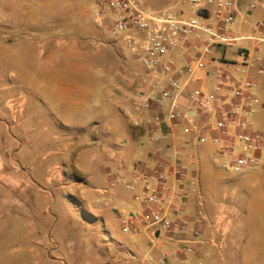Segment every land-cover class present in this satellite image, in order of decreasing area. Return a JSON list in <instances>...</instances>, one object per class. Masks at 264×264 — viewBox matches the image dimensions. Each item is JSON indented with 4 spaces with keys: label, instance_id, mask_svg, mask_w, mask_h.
Returning a JSON list of instances; mask_svg holds the SVG:
<instances>
[{
    "label": "crops",
    "instance_id": "0c3cea01",
    "mask_svg": "<svg viewBox=\"0 0 264 264\" xmlns=\"http://www.w3.org/2000/svg\"><path fill=\"white\" fill-rule=\"evenodd\" d=\"M253 5L250 0H238L233 23L236 32L244 33V28L250 32L249 23L264 20V0L260 8ZM94 9L95 0L93 22L69 30V35L61 34L60 24L55 26L52 16L30 8L0 16V264L209 262L211 256L198 249L187 255L184 244L174 258L162 262L161 238H154L147 229L137 236H126L111 222L114 218L122 230L121 218L142 210L134 200L142 186L132 190L124 182L156 156V146L166 157H172L173 144L178 141L186 143L185 161L197 176V192L186 205L187 217L191 225L206 231L211 218L207 214L202 220L197 218V193L203 194L201 149L208 147L211 156L219 159L210 139L194 143L195 133L188 121L172 129L154 130L153 136L161 135L158 141L152 139L146 126L134 124L141 118L134 102L144 66L95 23ZM184 10L189 16L190 12ZM22 26L24 33L19 30ZM247 45L254 54H264V43ZM212 54L214 61L208 69H220L236 80L249 77L257 82L259 96L264 91V73L256 65L242 66L238 48L235 56L239 61L227 58V48L215 47ZM169 57L178 65L187 59L180 50L172 51ZM3 67L13 68L12 78L5 77ZM199 73L206 77V71ZM211 81H193L191 86L199 83L209 89ZM124 120H129L128 130L134 141L140 142L145 136L147 142L143 143L144 158L122 181L120 173L126 169V158L137 150L134 147L131 152L122 146L118 131ZM31 133L33 136H29ZM259 168L261 172H249L238 179L236 188L261 187L264 164ZM126 191L132 195L128 197ZM204 201L206 212L211 207L205 196ZM102 206H106V212ZM245 215L242 213L234 222L230 248H236L235 252L248 262H257L262 256L259 243L248 241L246 235H239L242 231H236L237 227L244 228Z\"/></svg>",
    "mask_w": 264,
    "mask_h": 264
},
{
    "label": "built area",
    "instance_id": "2783aa9c",
    "mask_svg": "<svg viewBox=\"0 0 264 264\" xmlns=\"http://www.w3.org/2000/svg\"><path fill=\"white\" fill-rule=\"evenodd\" d=\"M237 13L238 0H178L160 7L149 5L147 0H95L94 20L144 66L134 102L141 118L134 124L146 126L152 137L154 130L172 129L188 121L195 144L210 139L218 159L225 158L226 165L240 172L264 164V134L254 130L252 120L261 104L258 84L249 77L236 80L220 69H208L214 61L215 47L226 49L238 41H245V45L264 43L263 19L249 23L251 30L247 33L227 28L236 22ZM210 17L214 20L206 21ZM175 50L186 56L183 64L169 57ZM238 54L242 66L258 64V71L264 73L263 54H254L247 46L238 47ZM202 71H206V77L200 75ZM207 78L212 80L209 89L191 86V82L203 83ZM152 139L158 141L161 135ZM173 146L172 157H166L156 146V156L124 182L132 190L142 186L134 195L142 210L124 215L122 230L136 234L147 229L154 238H161L162 262L174 258L183 244L190 255L207 242L186 213L189 198L197 192V176L185 161L186 143L177 141ZM197 201L199 221L206 215L200 191ZM220 224L218 218L214 227L218 229Z\"/></svg>",
    "mask_w": 264,
    "mask_h": 264
},
{
    "label": "rangeland",
    "instance_id": "374dc122",
    "mask_svg": "<svg viewBox=\"0 0 264 264\" xmlns=\"http://www.w3.org/2000/svg\"><path fill=\"white\" fill-rule=\"evenodd\" d=\"M178 0H148L149 4L160 7L162 5H170ZM262 0H250V4H254L255 8H260ZM94 0H0V16L7 15L10 11L20 10L27 11L29 8L37 13L44 15L48 14L53 17L54 25L58 22L60 25V32L62 35H69V30L77 28L79 25L89 24L93 22L92 8ZM20 8V9H19ZM213 17L206 19V21H213ZM68 27V28H66ZM68 29V30H64ZM227 28L236 33L235 24L227 25ZM25 28L22 26L19 30L24 33ZM249 29H242L244 33ZM245 41L235 42L233 46L227 47V58L236 59L235 49L245 45ZM264 55V54H263ZM258 67V64H255ZM7 79L12 78L11 72L13 68H2ZM237 75V73H235ZM200 86V84H195ZM24 87V86H23ZM264 90V83L261 84ZM261 104L257 106V110L252 114L253 128L264 134V91L260 94ZM129 120L122 123L118 131L119 138L122 141L124 149L137 147L134 154L126 158V169L120 173L122 181L130 177L136 163L144 158L142 151L144 144L147 142L145 136L140 138V142L133 140L131 133H129ZM33 134L31 133V135ZM144 143V144H143ZM133 144V147L130 145ZM132 152V151H131ZM262 156L264 161V147L262 149ZM249 172H261V168L257 167L250 170L234 171L231 167L226 165L225 158L215 160L208 151V147L201 149V182L202 192L208 201V208L206 214L210 217V225L208 229L203 232V238L207 241L202 246L198 247L199 251H204L212 259L208 261L200 260L197 264H264V184L261 187L251 186L245 190H238L234 185L238 179ZM95 185V184H94ZM128 197L132 194L126 191ZM94 202L100 203L99 199H93ZM102 210L106 212V206H102ZM127 210V208L125 209ZM242 213H246L242 220L245 222L244 228L237 227L239 235L244 234L248 237V241L256 242L261 249V257L257 262L250 261L244 258L243 255L235 252L234 247L230 248L229 240L233 237L232 232L235 230L234 222L236 218ZM220 220V227H214L216 220ZM239 221V220H238ZM111 222L116 225V230L120 234L126 236H137L135 234L122 233L119 222L111 219ZM101 225V221L99 222ZM237 232L235 233L237 236ZM235 237V236H234ZM233 237V238H234ZM217 241V244L213 241ZM257 244L253 246L256 247ZM235 246V245H233ZM231 250V252H230ZM239 250V248H238ZM249 251V250H248ZM229 252V254H228ZM170 261V260H169ZM172 261V260H171ZM170 261V263H171ZM173 262V261H172ZM181 262V263H180ZM175 263L182 264V261H175Z\"/></svg>",
    "mask_w": 264,
    "mask_h": 264
},
{
    "label": "water",
    "instance_id": "95a60500",
    "mask_svg": "<svg viewBox=\"0 0 264 264\" xmlns=\"http://www.w3.org/2000/svg\"><path fill=\"white\" fill-rule=\"evenodd\" d=\"M156 234H158V232Z\"/></svg>",
    "mask_w": 264,
    "mask_h": 264
}]
</instances>
